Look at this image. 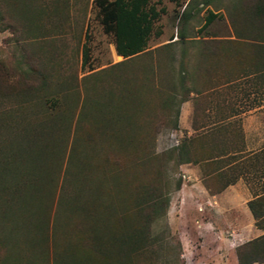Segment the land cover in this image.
<instances>
[{
    "label": "rangeland",
    "instance_id": "obj_1",
    "mask_svg": "<svg viewBox=\"0 0 264 264\" xmlns=\"http://www.w3.org/2000/svg\"><path fill=\"white\" fill-rule=\"evenodd\" d=\"M246 1L149 0L159 16L146 47L124 58L115 51L113 35L104 32L95 0H0V74L15 86L14 95L0 105V252L6 248L8 255L0 256V264H55L52 224L56 222L61 231L62 221L81 211L69 208L64 195L72 190L63 188L72 180L68 175L66 181L65 172L75 129L81 134L86 129L94 132V159L98 157L106 169L105 175L102 170L89 174L94 159L80 140L73 162L78 164L81 182L100 183L106 195L115 196L118 190L113 186L122 180L129 190L144 181L164 186L169 181L166 174L172 182L180 178V188L169 193L166 214L151 226L153 234L170 233L164 242L171 249L160 250L155 264L176 262L179 252L184 264H238L237 246L262 234L247 206L264 183L247 162L249 154L264 147V103L254 90L255 80L242 78L199 97L190 93L180 105L178 128L160 127L155 140L143 148L146 162L141 166L135 151L114 141L112 132L132 133L126 123L133 115L162 119L159 104L183 45L179 30L187 36L184 46L190 69L202 63L200 51H210V45L202 49L203 42L220 41L215 51L227 55L224 41L234 37L232 17L235 25L239 19L235 7ZM188 5L194 11L192 18L179 23L178 15ZM209 11L218 16L203 30ZM84 42L88 60L82 62ZM209 62L216 69L215 79L228 75V66L233 67ZM204 81L205 74L196 71L194 85L203 88ZM216 127L221 130L215 135L229 148L221 159L183 163L176 169L172 160L166 163L168 149ZM103 154L110 162L102 160ZM234 178L231 186L216 192L220 183ZM30 183L37 186L35 197L28 193ZM86 189L82 186L72 194L73 202L83 205L89 200ZM57 207L61 212H55ZM44 217L51 244L36 234V226L45 225ZM151 260L150 253L136 264H153Z\"/></svg>",
    "mask_w": 264,
    "mask_h": 264
},
{
    "label": "trees",
    "instance_id": "obj_2",
    "mask_svg": "<svg viewBox=\"0 0 264 264\" xmlns=\"http://www.w3.org/2000/svg\"><path fill=\"white\" fill-rule=\"evenodd\" d=\"M148 2L149 0H95L101 14L100 22L103 30L105 33L113 35L115 51L119 56L131 58L145 49L152 30V23L159 16V11ZM235 8L234 16L239 18L238 26L235 25L232 17L234 37L224 41L227 43L225 45L228 50L227 55L220 56L215 51L220 47V41L203 42L202 49L205 50L204 47L210 45V51L208 53L200 51V56L203 57L201 58L202 63H197L193 66L194 69H190L184 46L187 36L182 30H179L178 37L183 45L177 60L178 67L175 72L170 71L168 92L159 104L163 110L162 119L155 121L156 118L151 120L149 116L139 118L133 115L126 123L132 133L112 132L114 141L118 140L119 143L135 151L138 166L145 164L143 148L155 140L156 133L161 126L164 125L171 129L178 128L180 105L190 93L199 97L211 93L223 85L251 77L255 80L254 90L264 103V0H247ZM192 10L190 5L186 6L178 15L179 23L186 24L192 18L194 12ZM217 16V13L209 11L201 28L206 29ZM1 19L0 13V25ZM84 36L87 38V32ZM212 43L215 44L211 45ZM82 57V62L88 60L85 42L82 44ZM210 59L219 64L224 63L225 66L233 65V67L228 66L230 68L227 71L228 75L215 79L213 77L216 75V69L212 68ZM196 71H202L205 74L206 85L203 88L196 87L193 83ZM5 81L4 76L0 74V105H2L3 99L9 98L15 93V86L7 84ZM101 125L105 126L106 124L102 123ZM220 130L221 128L216 127L215 131L210 129V131L182 139L177 146H173L165 152L167 157L164 160L166 163L172 160L176 169V166L183 163H199L205 160L212 162L215 159H221L223 155L227 154L229 148L225 147L222 139L215 135ZM74 132L70 156L68 155L67 172H65L67 174L66 181H68V175L72 176L70 178L72 180L68 181L69 183L65 182L63 188L68 186L72 190L71 194L66 190L64 195L65 199L69 201V208H75L78 211L80 207L81 211L80 213L74 211L69 215L68 220L62 221L61 226L63 225L65 228L61 231L57 230L56 222L52 224L54 233L52 255L55 264H136L138 259L145 258L150 253L152 257L150 263L155 264L153 259L155 257L158 259L160 250L171 249L170 245L164 242L170 233L164 230L153 234L151 226L156 219L166 214L169 193L180 188V178L172 182L173 177L170 176L171 178L168 179L170 174H166L165 177L169 181L164 186L157 181H144L135 183L129 190L125 181L122 180L121 183L113 186L118 190L115 196V193H112L113 197L109 193L106 195L103 193L100 183L92 181L88 184L82 183L78 164L73 162L74 158H78L80 140L89 148L91 157L94 159V151H96L93 148L96 140L94 132L89 129H86L82 134L78 133L76 129ZM102 157L105 163L110 162L106 154H103ZM87 160L88 157H85L84 165ZM93 162V166H89V174L102 170L105 175L106 169L103 170L98 157ZM247 162L249 165L255 166L258 178L264 177V147L249 154ZM113 169H118L115 163ZM218 175L222 174L218 172ZM235 180L236 178L220 183L216 192L233 184ZM172 183L173 187L170 189L169 186ZM82 186L89 191V200L83 205H79L78 202H73L74 196L72 198L71 195L77 193ZM260 187V193H254V196L247 201V206L253 217L254 225L264 231V183L260 184ZM27 189L30 196L35 197L37 186L34 187L30 183ZM100 196H103L104 199H101ZM47 211L45 209L46 214ZM55 212H61L60 208H55ZM41 213L38 215L43 218ZM44 220V226L42 224L36 226L38 229L36 234H42L44 243L51 244L49 241L50 227L46 217ZM59 234H62V239L57 237ZM177 245L179 247V244ZM1 255L8 256L6 248H3L2 253L0 252ZM179 255L180 252L176 255V262L184 264ZM236 257L238 264L254 262L264 264V232L238 245ZM173 263L164 262V264Z\"/></svg>",
    "mask_w": 264,
    "mask_h": 264
},
{
    "label": "crops",
    "instance_id": "obj_3",
    "mask_svg": "<svg viewBox=\"0 0 264 264\" xmlns=\"http://www.w3.org/2000/svg\"><path fill=\"white\" fill-rule=\"evenodd\" d=\"M236 183H237V182H236ZM236 183H235V184H236ZM229 186H231V185H229ZM232 188H233V187H232ZM233 189H234V188H233ZM226 191H227V190H226ZM251 198H252V197H251ZM251 198H250V199H251ZM248 211H249V210H248ZM249 212H250V211H249ZM250 214H251V213H250ZM251 216H252V215H251ZM252 219H253V218H252ZM254 227H255L257 230H259V231H261V232L263 233V230H262V229H259V228H257L256 226H254ZM260 235H261V234H260ZM257 236H259V235H257ZM257 236H256V237H257ZM254 238H255V237H254ZM256 263H257V262H254V263H251V264H256Z\"/></svg>",
    "mask_w": 264,
    "mask_h": 264
}]
</instances>
